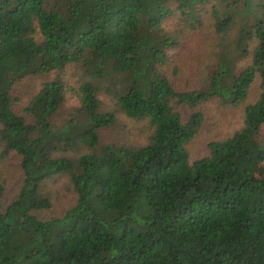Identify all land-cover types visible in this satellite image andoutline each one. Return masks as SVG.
<instances>
[{"label": "trees", "instance_id": "1", "mask_svg": "<svg viewBox=\"0 0 264 264\" xmlns=\"http://www.w3.org/2000/svg\"><path fill=\"white\" fill-rule=\"evenodd\" d=\"M216 101L242 125L200 156ZM116 110L146 145L101 143ZM262 126L264 0H0V264H264ZM61 178L74 204L42 216Z\"/></svg>", "mask_w": 264, "mask_h": 264}, {"label": "rangeland", "instance_id": "2", "mask_svg": "<svg viewBox=\"0 0 264 264\" xmlns=\"http://www.w3.org/2000/svg\"><path fill=\"white\" fill-rule=\"evenodd\" d=\"M165 27L170 29L171 21L167 22ZM192 42L193 40H190L186 43L184 48L185 53L190 50ZM250 64V56L240 59L237 63L236 72L248 67ZM80 74L79 69L69 66L59 74V77L67 87L77 88ZM98 99L101 103V109L105 111H113L115 109L112 98L105 94V92H100ZM78 106L79 101L76 94L68 91L65 95V102L55 117V122L61 124L65 120H68ZM205 109V123L202 127L199 140L194 145V150L200 156L206 155L205 143L207 141H220L225 139L231 136L242 125L241 111L239 108L228 110L216 101L206 104ZM116 117V124L113 127L101 131V143H114L116 145L133 147L144 146L148 143L152 130L146 120H132L118 110H116ZM256 139L264 148V126L256 134ZM259 172H264V163L260 165ZM46 189L51 197L52 207L47 212L42 213V216H62L74 204V195L66 186L64 179L61 178L48 182Z\"/></svg>", "mask_w": 264, "mask_h": 264}]
</instances>
